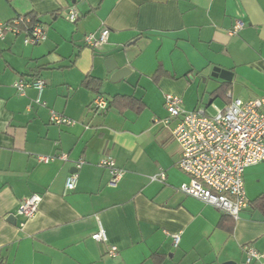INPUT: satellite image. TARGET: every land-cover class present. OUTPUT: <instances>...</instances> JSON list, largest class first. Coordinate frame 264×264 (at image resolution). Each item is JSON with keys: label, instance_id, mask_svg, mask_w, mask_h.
Listing matches in <instances>:
<instances>
[{"label": "crops", "instance_id": "obj_1", "mask_svg": "<svg viewBox=\"0 0 264 264\" xmlns=\"http://www.w3.org/2000/svg\"><path fill=\"white\" fill-rule=\"evenodd\" d=\"M26 15L44 41L0 39V264H264V215L253 203L264 194V162L243 173L247 206L237 221L182 194L177 119L164 106L170 94L185 111L213 115L264 96V0H0V23ZM103 29L106 43L87 47L84 35ZM107 60L126 75L110 82ZM88 78L102 81L99 94ZM34 79L44 82L43 105L34 88L19 96L13 87ZM97 95L108 104L130 96L143 109L97 110ZM50 111L76 124L53 125ZM104 157L123 172L114 186ZM160 172L164 182L150 180ZM31 194L41 197L38 212L20 226L17 208ZM99 227L104 242L91 239ZM246 247L263 257L247 262Z\"/></svg>", "mask_w": 264, "mask_h": 264}, {"label": "built area", "instance_id": "obj_2", "mask_svg": "<svg viewBox=\"0 0 264 264\" xmlns=\"http://www.w3.org/2000/svg\"><path fill=\"white\" fill-rule=\"evenodd\" d=\"M78 17L77 9L69 7L65 16L67 22L74 24ZM242 27L243 23L237 21L229 34L237 33ZM6 33L22 35L25 46H36L45 39L43 26L37 20L30 23V17L26 16L0 23V39ZM108 34L107 29L101 30L98 35L85 34L84 43L89 48H99L106 43ZM13 87L19 96H24L27 88H34L37 92L35 103L44 104L41 101L44 88L41 79L17 80ZM164 106L168 117L177 119L172 130L180 148L177 166L188 176V182L181 184L178 190L237 221L241 210L247 206L243 173L247 167L264 162V96L248 101L234 99L225 108L216 109L213 115H208L202 108L185 111L181 98L170 94L165 95ZM93 107L104 111L108 103L97 95ZM49 122L57 126L76 124L74 120L54 111H50ZM39 160L48 163L51 159L39 157ZM100 166L108 171L111 186L121 179L123 172L116 168L112 159L104 157ZM150 180L162 183L165 174L160 172ZM76 183L77 175L73 173L66 179L64 192L74 190ZM40 202L38 194H31L20 202L16 211V215L22 219L20 226L38 212ZM91 239L95 242L106 241L104 229L99 227ZM172 239L176 244L179 236L173 235ZM245 252L247 262L263 257L251 247H246ZM109 254L115 256L116 249L110 248Z\"/></svg>", "mask_w": 264, "mask_h": 264}, {"label": "trees", "instance_id": "obj_3", "mask_svg": "<svg viewBox=\"0 0 264 264\" xmlns=\"http://www.w3.org/2000/svg\"><path fill=\"white\" fill-rule=\"evenodd\" d=\"M25 17V16H24ZM30 17V23H34L35 17L33 16H28ZM102 81L99 79L95 78H88L85 82V86L87 88L93 89L94 92L98 93L100 92V87H101ZM113 107L115 108L119 113H122L126 109H134L135 113H139L143 109V104L140 100L130 97V96H115L112 98V100L109 102L108 107L110 108ZM254 205L263 212L264 215V194L258 196L254 201Z\"/></svg>", "mask_w": 264, "mask_h": 264}, {"label": "water", "instance_id": "obj_4", "mask_svg": "<svg viewBox=\"0 0 264 264\" xmlns=\"http://www.w3.org/2000/svg\"><path fill=\"white\" fill-rule=\"evenodd\" d=\"M106 66V71L108 74H110V82H115L118 81L119 79L123 78L126 73H127V68H120V69H116V64L114 63L113 60H107L105 63ZM227 264H231V263H227Z\"/></svg>", "mask_w": 264, "mask_h": 264}, {"label": "rangeland", "instance_id": "obj_5", "mask_svg": "<svg viewBox=\"0 0 264 264\" xmlns=\"http://www.w3.org/2000/svg\"><path fill=\"white\" fill-rule=\"evenodd\" d=\"M211 113V111H209Z\"/></svg>", "mask_w": 264, "mask_h": 264}]
</instances>
